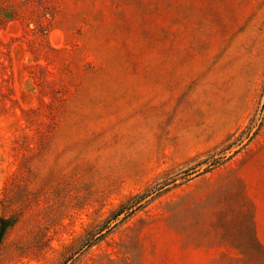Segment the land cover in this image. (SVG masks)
Returning <instances> with one entry per match:
<instances>
[{"label":"rangeland","instance_id":"obj_1","mask_svg":"<svg viewBox=\"0 0 264 264\" xmlns=\"http://www.w3.org/2000/svg\"><path fill=\"white\" fill-rule=\"evenodd\" d=\"M260 115L264 0H0V264H264Z\"/></svg>","mask_w":264,"mask_h":264},{"label":"trees","instance_id":"obj_2","mask_svg":"<svg viewBox=\"0 0 264 264\" xmlns=\"http://www.w3.org/2000/svg\"><path fill=\"white\" fill-rule=\"evenodd\" d=\"M263 116L260 115V117L251 118L250 122L247 125L237 129L220 145L215 147L212 152L208 153V158L200 161L195 167L189 169L186 176L189 177L193 173H198L199 168H204L203 173L211 172L235 157L239 152L245 149L257 136L262 127ZM159 185L164 186L166 185V183L163 181L162 183L160 182ZM148 193L149 192L147 191L145 194L138 196V198H144L148 195ZM125 208V206H122L115 215L118 217L123 214V212H125L124 210H126Z\"/></svg>","mask_w":264,"mask_h":264}]
</instances>
